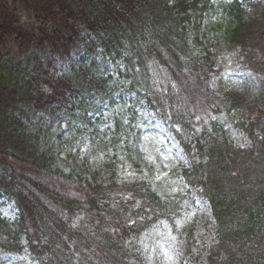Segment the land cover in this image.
I'll return each instance as SVG.
<instances>
[{"label": "trees", "instance_id": "16d2710c", "mask_svg": "<svg viewBox=\"0 0 264 264\" xmlns=\"http://www.w3.org/2000/svg\"><path fill=\"white\" fill-rule=\"evenodd\" d=\"M205 18L216 38L209 48L198 36ZM9 52L35 68L9 63ZM233 52L264 78V0H0V200L18 212L13 223L0 216V252L37 264H139L130 242L174 220L184 202L121 178L132 121L151 113L188 159L175 171L188 194L211 206L207 264H264V106L212 86ZM97 60L116 72L102 75ZM118 80L128 107L101 130L103 116L91 115L120 103ZM23 107L67 115L92 140L94 172H65ZM238 111L247 114L239 124L247 148L233 146L216 121Z\"/></svg>", "mask_w": 264, "mask_h": 264}, {"label": "rangeland", "instance_id": "374dc122", "mask_svg": "<svg viewBox=\"0 0 264 264\" xmlns=\"http://www.w3.org/2000/svg\"><path fill=\"white\" fill-rule=\"evenodd\" d=\"M207 22L205 18L201 25L202 30L198 34L201 48H209L216 41L215 32L204 27ZM11 59L22 69L35 68V65L30 64L29 57L14 60L10 54L8 61L12 64ZM97 66L102 75L116 72L112 65L102 60H97ZM218 66L219 75L212 79L214 88L223 95L250 106L258 108L264 106V78L244 69L237 52L226 53ZM116 84L119 87L117 96L120 103L111 108L103 106L105 113L96 111L95 115H91L103 116L104 124L101 130L107 126L111 128L108 120L110 115H119L125 111L124 106L128 107L123 98L125 96L123 80H118ZM25 113L28 114L30 129L40 130L43 143L53 152L58 165L65 172L84 177H89L94 172L100 158L93 153L92 140L80 128L75 127L67 115L55 116L49 110L37 113L30 112L29 109H26ZM246 115L242 111L224 113L216 120L235 147L250 146L249 139L239 127ZM119 143L113 151L122 161L125 157L122 145L124 142ZM127 156L128 159L125 158L120 163L121 178L149 182L161 199L174 196H183L184 199L180 213L174 220L171 222L160 220L130 242L141 258L139 264H207L209 253L205 249L216 243L215 220L209 202L199 198L194 192L188 194L182 176L175 172L188 165V159L178 141L169 133L166 125L153 114L143 113L132 121ZM17 213L14 204L6 199L0 200L1 218L13 223ZM0 264L37 263L28 255L0 252Z\"/></svg>", "mask_w": 264, "mask_h": 264}]
</instances>
